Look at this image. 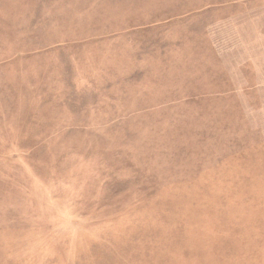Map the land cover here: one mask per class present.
Here are the masks:
<instances>
[{
  "label": "rangeland",
  "instance_id": "374dc122",
  "mask_svg": "<svg viewBox=\"0 0 264 264\" xmlns=\"http://www.w3.org/2000/svg\"><path fill=\"white\" fill-rule=\"evenodd\" d=\"M0 264H264V0H0Z\"/></svg>",
  "mask_w": 264,
  "mask_h": 264
}]
</instances>
